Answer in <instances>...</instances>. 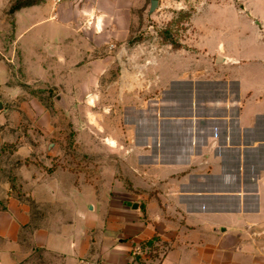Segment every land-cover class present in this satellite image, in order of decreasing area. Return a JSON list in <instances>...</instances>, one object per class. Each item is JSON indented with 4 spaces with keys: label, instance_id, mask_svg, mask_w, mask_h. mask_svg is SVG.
<instances>
[{
    "label": "crops",
    "instance_id": "1",
    "mask_svg": "<svg viewBox=\"0 0 264 264\" xmlns=\"http://www.w3.org/2000/svg\"><path fill=\"white\" fill-rule=\"evenodd\" d=\"M17 1L0 0V264H152L135 255L152 241L157 264H264V55L140 40L146 0ZM54 89L126 103L95 185L54 170L53 144L7 150Z\"/></svg>",
    "mask_w": 264,
    "mask_h": 264
},
{
    "label": "rangeland",
    "instance_id": "2",
    "mask_svg": "<svg viewBox=\"0 0 264 264\" xmlns=\"http://www.w3.org/2000/svg\"><path fill=\"white\" fill-rule=\"evenodd\" d=\"M41 1L43 0H24L25 3ZM151 1L146 0L144 10L139 13L142 23L141 34L138 35L140 40L156 38L159 47L172 42V45H178L186 52L195 53L196 46H200L205 40L209 39L212 42L224 37L228 47L235 46L234 48L241 49L244 55L258 56L257 60L264 55V47L258 46L256 40L258 35L264 37V0H157L158 8L149 14ZM149 26L152 29H149ZM201 52L198 50L196 54ZM214 70L220 73L219 65L214 67ZM25 91L31 94V89L25 87ZM28 94L24 95L27 100L31 98ZM99 95L90 92L65 96L57 89L40 91L39 98L45 106L44 112L32 108L33 121H28V115L31 114L29 109L21 110V122L18 128L21 135L18 136L23 137V140L8 145L7 150L13 153L17 146L32 150L37 148L47 150L48 144H53L56 149L54 170H67L77 180L80 174H84L88 184L95 185L101 174V165H107L101 164L100 159L104 158L97 157L96 150L117 147L115 143V145L111 143V138L119 134L121 138L122 135L127 134L124 123L127 121L124 118L126 103L122 100L117 101L111 93L101 94V98L96 99ZM155 95L157 94H146V98ZM57 97L62 100L61 103L56 100ZM64 98L70 101L65 103ZM42 115L49 119L47 124L38 123V118ZM122 138L124 140L120 141L122 146L119 149H127L126 137ZM105 159L110 165L112 158ZM30 163L32 160L28 159L25 164L29 169ZM120 180L126 181L123 175ZM16 186L13 192L19 194V197L25 196V191L30 192L27 189H18ZM84 195L88 199L92 198L91 192ZM26 199L31 200V196ZM29 204L31 205V201ZM151 253L154 260L152 264H157L162 254L153 251ZM24 264H49V262L41 257Z\"/></svg>",
    "mask_w": 264,
    "mask_h": 264
},
{
    "label": "trees",
    "instance_id": "3",
    "mask_svg": "<svg viewBox=\"0 0 264 264\" xmlns=\"http://www.w3.org/2000/svg\"><path fill=\"white\" fill-rule=\"evenodd\" d=\"M42 2V1H41ZM41 2H33V3H25L24 0H19L18 2H16L10 9V14L13 15L15 12L23 9V8H26V7H30V6H33V5H36V4H39ZM172 44V42H169ZM174 47H178L177 45H175ZM142 248L144 249H148L149 250V255L151 257V251H154L156 250V248L154 247V242H148L146 245H141ZM157 256V255H156ZM139 264H142V262H140Z\"/></svg>",
    "mask_w": 264,
    "mask_h": 264
},
{
    "label": "built area",
    "instance_id": "4",
    "mask_svg": "<svg viewBox=\"0 0 264 264\" xmlns=\"http://www.w3.org/2000/svg\"><path fill=\"white\" fill-rule=\"evenodd\" d=\"M149 250L146 248H142V247H138L136 250H135V255L137 256H146L148 254Z\"/></svg>",
    "mask_w": 264,
    "mask_h": 264
},
{
    "label": "water",
    "instance_id": "5",
    "mask_svg": "<svg viewBox=\"0 0 264 264\" xmlns=\"http://www.w3.org/2000/svg\"><path fill=\"white\" fill-rule=\"evenodd\" d=\"M159 2L157 0L151 1L150 13H153L158 8Z\"/></svg>",
    "mask_w": 264,
    "mask_h": 264
},
{
    "label": "bare ground",
    "instance_id": "6",
    "mask_svg": "<svg viewBox=\"0 0 264 264\" xmlns=\"http://www.w3.org/2000/svg\"><path fill=\"white\" fill-rule=\"evenodd\" d=\"M115 143V142H114Z\"/></svg>",
    "mask_w": 264,
    "mask_h": 264
}]
</instances>
